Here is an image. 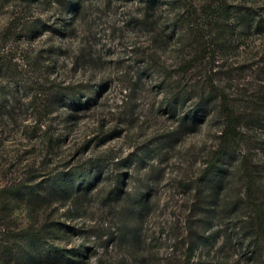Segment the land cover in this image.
Wrapping results in <instances>:
<instances>
[{
	"label": "rangeland",
	"instance_id": "rangeland-1",
	"mask_svg": "<svg viewBox=\"0 0 264 264\" xmlns=\"http://www.w3.org/2000/svg\"><path fill=\"white\" fill-rule=\"evenodd\" d=\"M215 1L0 0V58L20 72L0 102V204L21 227L40 211L17 202L29 184L75 193L46 212L50 240L89 249L80 264H264V0ZM207 74L240 129L212 167L226 119ZM71 93L89 103L61 106Z\"/></svg>",
	"mask_w": 264,
	"mask_h": 264
},
{
	"label": "trees",
	"instance_id": "trees-1",
	"mask_svg": "<svg viewBox=\"0 0 264 264\" xmlns=\"http://www.w3.org/2000/svg\"><path fill=\"white\" fill-rule=\"evenodd\" d=\"M155 6L158 0H147ZM216 7L215 10H218L217 13L227 14V5L223 6V3L219 0L215 1ZM72 7H76V4L72 3ZM210 5V4H209ZM232 5H229L231 8ZM155 8V7H153ZM148 12V11H147ZM146 12V13H147ZM209 44L201 50L200 54H197L202 58L203 62H206V65L209 63L211 72H213V63L214 60H210V57L215 58L214 54H211L210 57L205 60L207 56L206 49ZM1 57V55H0ZM189 58L185 62L181 63L179 67H182L183 70H188L191 67V64L196 63L197 59ZM210 60V62H209ZM201 61V62H202ZM20 72L13 70L11 64L0 58V102L3 98L10 97V93L3 92V88L6 86L4 80L8 77L19 80ZM209 79L208 84V93H205V96H216L220 100V108L226 119V125L222 133V140L219 148L215 151L214 157L210 161L209 165L214 166V164L219 160L220 156L228 149L235 148L234 146L239 143V116L235 107L230 104L227 100L226 95L223 93L222 89L219 86L213 85V82L210 78V74H207ZM214 94V95H213ZM68 100V101H67ZM89 97H87L86 102H83L78 97H75L74 93L66 95V98L62 100L61 106L65 104L68 107H74L76 104L80 106L82 104L89 103ZM73 171H63L58 174L57 178H64L66 175L71 174V176H78L76 169ZM84 183H91L92 180L82 178ZM91 180V181H89ZM82 182V181H81ZM24 184H22L23 186ZM30 188V191L33 190V193L25 194L21 197V194H17L19 204L24 203V206H30L33 209L36 207L39 208V213L36 216V221L34 223L25 225L21 227V222L14 216L13 209L11 208V201H6L4 204H0V264H80L84 258L88 256L89 249L86 247H65L60 244H56L53 240H50V235L54 229L59 231L62 229V226L57 225L56 219H53L49 212H46L49 202H60V206H68L71 200H75L74 196L69 194L66 190L65 195L61 194L63 198L59 200L58 197L46 198L38 193L39 189H36L35 185H26ZM82 187H87L86 185H81ZM10 190H17L21 192V182L9 187ZM61 190V189H60ZM62 193V190L57 192V194ZM16 199V198H14ZM16 199V200H17ZM16 202V201H13ZM14 204V203H13ZM51 205V204H50ZM45 209V210H44ZM255 240L254 248L259 250L261 253L264 252V221L262 218L258 220L256 230H255ZM21 234L25 237L26 241H22L21 245Z\"/></svg>",
	"mask_w": 264,
	"mask_h": 264
}]
</instances>
